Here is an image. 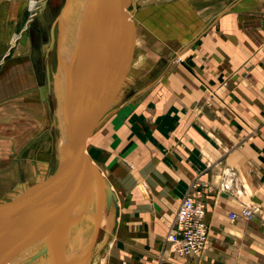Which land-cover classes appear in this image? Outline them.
<instances>
[{
    "label": "crops",
    "instance_id": "crops-1",
    "mask_svg": "<svg viewBox=\"0 0 264 264\" xmlns=\"http://www.w3.org/2000/svg\"><path fill=\"white\" fill-rule=\"evenodd\" d=\"M163 1L143 5L138 16L141 60L151 63L158 43L160 67L112 112L129 146L122 156L108 151L93 159L87 145L99 120L87 139L88 155L118 195L96 264H264V0ZM39 11L47 27L39 6L0 0V69L25 55L27 77L40 89L48 48L40 22L29 24ZM2 148L0 135V159ZM111 159L107 171L101 161ZM194 182L205 184L208 244L188 256L166 235ZM244 203L252 216L229 218Z\"/></svg>",
    "mask_w": 264,
    "mask_h": 264
},
{
    "label": "water",
    "instance_id": "water-1",
    "mask_svg": "<svg viewBox=\"0 0 264 264\" xmlns=\"http://www.w3.org/2000/svg\"><path fill=\"white\" fill-rule=\"evenodd\" d=\"M67 1L56 18L59 37L64 29ZM129 1H84L69 57L68 100L65 95L66 106L63 100L59 103L65 121L62 161L48 178L34 183L11 200L0 202V264L23 256L22 263L27 264L53 249L48 264L90 262L105 198L115 202L116 195L86 153V142L96 127L99 110L118 72L124 51L121 30L134 24L128 18L131 10H126ZM40 4L44 7L45 1ZM33 20L29 24L40 22L39 30L46 47H52L56 33L47 30L42 13L37 12ZM40 52L36 48L34 55ZM128 66L124 64L118 75L121 86ZM61 68L57 54L55 73L59 74ZM43 191L46 193L41 194ZM87 215L91 221L86 237L74 255L66 259L65 254L72 248ZM72 232L74 236L69 238Z\"/></svg>",
    "mask_w": 264,
    "mask_h": 264
},
{
    "label": "rangeland",
    "instance_id": "rangeland-1",
    "mask_svg": "<svg viewBox=\"0 0 264 264\" xmlns=\"http://www.w3.org/2000/svg\"><path fill=\"white\" fill-rule=\"evenodd\" d=\"M42 1H45V6L41 7L40 4L39 8L43 10L46 16L48 30L52 29L56 33V18L65 0H38L39 3ZM153 1L158 0H149L147 3ZM143 5L139 3L129 8L131 11L128 13V18L134 24L126 26V28L123 26L121 30L124 51L119 60L118 72L116 78L108 88L106 97L99 110L98 119L100 123L98 128H96L95 134L88 141L87 145L88 153L93 156V159L103 157L104 153L108 151L116 153L118 156L124 154L130 141L126 140L118 132L120 131L118 129L124 122L122 121L123 123L120 126L119 122H113L112 112L129 99L135 93L134 91L146 86V83L157 73V68L160 67V62L163 60V58L157 55L161 48V45L158 43V52L155 53L156 46H154L153 50L157 56L153 54L151 63L148 59L141 60L144 56L143 47L146 40L142 34L140 26L143 27V25L138 16L139 10ZM28 9L31 10L30 0H28ZM149 45L152 47V42ZM179 57L180 59L176 57V60L181 61L182 58L181 56ZM43 61L47 77L39 85L40 89L33 80L27 77L29 76V68L25 55L22 54L15 58L13 62L14 67L12 65L9 66L8 63L0 69V123L2 126L0 135L3 139V155L0 159V202L15 198L29 186L48 178L56 169L57 159L55 153L58 129L54 123L53 110L55 100L51 88V73H55L56 56L52 52V47H49L46 51ZM127 63L129 66L123 72L124 76L121 86L118 75L122 66ZM134 63L136 65L132 68ZM11 68H15L19 74L15 72L5 76ZM140 71L143 73L140 74ZM155 86L147 88L148 91L155 90ZM135 101H138V99ZM108 119L111 122H107ZM115 128L118 129L116 130ZM101 164L107 171L114 169L112 168V159L106 163L105 161H101ZM103 167L101 168L103 169ZM104 176L116 195L115 204H118L117 192L106 175ZM108 203L114 204L113 200L110 199H108ZM115 204L108 215L107 219L109 221L114 218L113 208L114 211L117 209ZM90 221L91 217L87 216L82 230L80 229L81 231L74 239L73 244L76 238L80 236L79 239L81 238V240H79L78 247L86 237ZM103 235L104 230L99 235L98 244L101 243ZM72 236H74L73 232L70 233L69 238ZM76 249L73 250L74 253ZM74 253L72 254L74 255Z\"/></svg>",
    "mask_w": 264,
    "mask_h": 264
},
{
    "label": "bare ground",
    "instance_id": "bare-ground-1",
    "mask_svg": "<svg viewBox=\"0 0 264 264\" xmlns=\"http://www.w3.org/2000/svg\"><path fill=\"white\" fill-rule=\"evenodd\" d=\"M38 0H30V7L31 9L36 8L40 6V3H37ZM85 0H68L67 1V7H66V16L64 19V29L62 35L59 37L58 33V24L56 26V36L53 41L52 45V52L56 56L59 54V57L61 59L62 63V68L59 71V74H56L54 72L51 73V88H52V93H53V98H54V123L58 129V135H57V140H56V159H57V165L61 163L62 161V153L65 148V143H64V117L61 113L62 107H59V103L63 100V103L65 105V95L68 100V93H69V86H68V72L70 71V53L73 49L74 41H75V35H76V28L78 27L79 21H80V16L82 13L83 5H84ZM149 0H130L126 6V10L129 9L132 5H137L139 3H142L145 5ZM59 37V41H58ZM58 41V42H57ZM58 45V48H57ZM180 59V57H177ZM67 82V83H66ZM66 106V105H65ZM87 144V142H86ZM86 151V149H85ZM87 153V151H86ZM88 154V153H87ZM92 160V159H91ZM93 162V161H92ZM94 163V162H93ZM95 164V163H94ZM56 165V167H57ZM97 165V164H96ZM102 175L104 173L102 170H100ZM107 195V194H106ZM115 204V202H113ZM114 204L112 205L111 203H108L107 196L104 201V206L101 211V216L98 222V232L97 236L91 251V257H90V262L89 264H96L98 256L100 253L104 250V246L106 244V241L108 239V235L110 233L111 227H108L107 229H104L107 217L112 209V206L114 207ZM116 205V204H115ZM113 213H114V208H113ZM115 215V213H114ZM88 216V215H87ZM85 216L84 220L87 218ZM104 230V235L102 236L101 243L98 244L99 240V235L101 231ZM80 237V236H79ZM76 238L75 243L73 244L74 246L65 254V258L67 259L72 255L73 250H75L78 245H79V239ZM99 245V246H98ZM54 250L45 252L42 254L40 257H38L36 260L31 261L27 264H48L50 261V258L52 254L54 253ZM97 253V254H96ZM24 261V256L15 260V261H10L7 264H22Z\"/></svg>",
    "mask_w": 264,
    "mask_h": 264
},
{
    "label": "built area",
    "instance_id": "built-area-1",
    "mask_svg": "<svg viewBox=\"0 0 264 264\" xmlns=\"http://www.w3.org/2000/svg\"><path fill=\"white\" fill-rule=\"evenodd\" d=\"M205 184L194 182L181 199L174 217L172 230L166 235L174 250L181 255H197L208 244V225L202 200ZM252 205L244 203L240 211L230 212L229 218H250Z\"/></svg>",
    "mask_w": 264,
    "mask_h": 264
}]
</instances>
